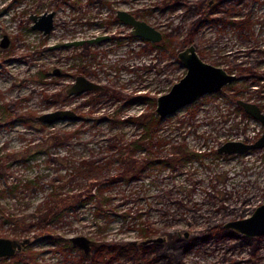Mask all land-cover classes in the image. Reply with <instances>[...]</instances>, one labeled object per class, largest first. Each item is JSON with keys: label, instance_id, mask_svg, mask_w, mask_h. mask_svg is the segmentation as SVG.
<instances>
[{"label": "rangeland", "instance_id": "1", "mask_svg": "<svg viewBox=\"0 0 264 264\" xmlns=\"http://www.w3.org/2000/svg\"><path fill=\"white\" fill-rule=\"evenodd\" d=\"M119 8L163 38L131 34ZM50 11V32L32 27ZM4 34L0 202L12 214L0 236L29 241L0 264H264V233L224 225L264 203V146L218 151L263 132L237 100L264 108V0H0ZM99 34L110 38L58 45ZM191 43L238 78L160 117ZM80 73L104 88L70 94ZM60 108L81 118H38ZM80 234L87 253L70 239Z\"/></svg>", "mask_w": 264, "mask_h": 264}, {"label": "water", "instance_id": "2", "mask_svg": "<svg viewBox=\"0 0 264 264\" xmlns=\"http://www.w3.org/2000/svg\"><path fill=\"white\" fill-rule=\"evenodd\" d=\"M118 15L124 22L132 25V32L135 35L142 36L151 41H159L163 38V33L160 29L156 28L148 21L138 18L131 11L119 9ZM53 16V11L40 15H32V18L35 20L33 27L43 30L45 33L49 32L54 26ZM109 37V34H103L90 38L89 41H101L106 40ZM9 40V36L5 34L1 40V45H8ZM84 41L85 39H74L58 45H79L84 43ZM178 57L184 66H186L187 71L178 81L173 83L169 91L161 93L157 97L156 112L160 117H166L182 106L194 102L202 95L208 92L218 91L227 83L233 82L238 78L236 73L229 72L222 66L204 60L193 43L179 50ZM55 71L58 72L59 69L55 68ZM101 88H103L102 83L94 81L84 74H79L68 86L67 91L71 94H78L88 90ZM237 102L241 104L248 113L262 122L263 132L261 136L254 141L227 140L218 147L219 152L243 153L251 148L264 146V109L258 103L251 100L239 98ZM38 118L52 122L61 119L78 120L81 116L72 108H60L44 112L38 115ZM224 225L232 227L250 237L264 233V203L257 205L251 215L228 220ZM164 238L163 235H159L156 237H149L145 239L144 242L146 243L149 240L162 241ZM70 239L74 245L83 248L86 253L89 252L91 248V240L86 235H74L71 236ZM28 241L29 238L27 237L20 240L8 236H0V257L14 254L17 250H21ZM137 264H142V262L139 261Z\"/></svg>", "mask_w": 264, "mask_h": 264}, {"label": "flooded vegetation", "instance_id": "3", "mask_svg": "<svg viewBox=\"0 0 264 264\" xmlns=\"http://www.w3.org/2000/svg\"><path fill=\"white\" fill-rule=\"evenodd\" d=\"M119 9H122V8H119ZM118 9V10H119ZM118 10L116 11V18H118L119 20H122L120 17H119V15H118ZM51 12V11H50ZM54 12V11H53ZM133 13V12H132ZM41 14H43V13H41ZM135 14V13H134ZM34 15H40V14H34ZM54 15H55V12H54ZM136 15V14H135ZM137 16V15H136ZM138 18H140V19H143V18H141V17H139V16H137ZM39 19V18H38ZM145 20V19H144ZM123 21V20H122ZM53 22H54V16H53ZM124 22V21H123ZM34 23H35V20H34ZM33 23V24H34ZM126 23V22H125ZM33 24H32V27H33ZM131 26V34H133V35H135L133 32H132V30H133V27H132V25H130ZM34 28V27H33ZM53 28H54V26H53ZM52 28V29H53ZM51 29V30H52ZM50 30V31H51ZM43 31V30H42ZM49 31V32H50ZM45 33V32H44ZM48 33V32H47ZM5 35V34H4ZM99 35H103V34H99ZM96 36H98V35H96ZM96 36H93V37H90V38H94V37H96ZM109 36H110V34H109ZM90 38H80V39H85V41H84V44L85 43H93L94 41H92V42H90L89 41V39ZM110 38V37H109ZM108 38V39H109ZM3 39V38H2ZM10 39V38H9ZM107 40V39H106ZM95 41H99L100 42V40H95ZM101 41H103V40H101ZM160 41V40H159ZM9 42H10V40H9ZM147 43H150V44H158L159 42L158 41H151V40H149V39H147V41H146ZM0 44H1V42H0ZM9 44V43H8ZM83 44V43H82ZM73 45H75V44H73ZM80 45V44H79ZM2 46V45H1ZM7 46V45H6ZM5 47V46H4ZM80 74H82V73H80ZM79 75V74H78ZM103 88H104V86H103ZM102 89V88H101ZM96 90H98V89H96ZM71 94V93H70ZM263 108V107H262ZM264 109V108H263ZM164 236V235H163ZM150 237V236H149ZM149 237H147V238H149ZM151 237H156V236H151ZM165 237V236H164ZM165 239H166V237L164 238V240H162V241H158V240H149L148 242H146V243H148V244H150V243H153V242H163V241H165ZM22 250V249H21ZM19 250H17L16 252H18ZM13 256V255H12ZM8 256H6V257H0V259L1 260H3L4 261V258L6 259ZM142 262V264H145V262L142 260L141 261Z\"/></svg>", "mask_w": 264, "mask_h": 264}, {"label": "trees", "instance_id": "4", "mask_svg": "<svg viewBox=\"0 0 264 264\" xmlns=\"http://www.w3.org/2000/svg\"><path fill=\"white\" fill-rule=\"evenodd\" d=\"M155 45V44H153ZM5 111H3L4 113ZM3 113H1L0 117H3ZM3 195V190L0 189V198ZM11 214L12 212L10 210H8L7 208H4L3 204L0 202V216L4 217L5 219H9L11 218Z\"/></svg>", "mask_w": 264, "mask_h": 264}]
</instances>
